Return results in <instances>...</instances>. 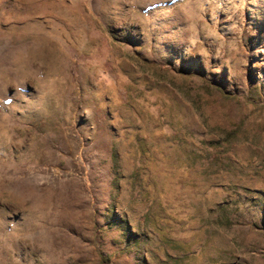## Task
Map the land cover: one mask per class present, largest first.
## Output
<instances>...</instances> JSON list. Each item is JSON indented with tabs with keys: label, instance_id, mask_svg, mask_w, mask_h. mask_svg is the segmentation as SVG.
Wrapping results in <instances>:
<instances>
[{
	"label": "rangeland",
	"instance_id": "rangeland-1",
	"mask_svg": "<svg viewBox=\"0 0 264 264\" xmlns=\"http://www.w3.org/2000/svg\"><path fill=\"white\" fill-rule=\"evenodd\" d=\"M0 264H264V0H0Z\"/></svg>",
	"mask_w": 264,
	"mask_h": 264
}]
</instances>
